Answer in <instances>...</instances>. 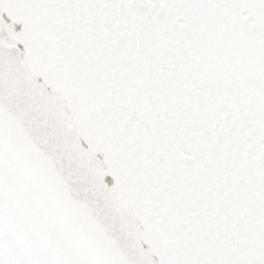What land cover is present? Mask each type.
<instances>
[{
  "label": "snow or ice",
  "instance_id": "6c2138e0",
  "mask_svg": "<svg viewBox=\"0 0 264 264\" xmlns=\"http://www.w3.org/2000/svg\"><path fill=\"white\" fill-rule=\"evenodd\" d=\"M0 264H264V0H0Z\"/></svg>",
  "mask_w": 264,
  "mask_h": 264
}]
</instances>
